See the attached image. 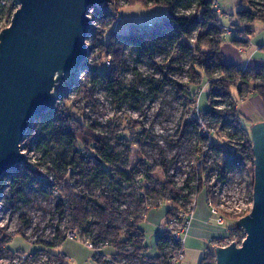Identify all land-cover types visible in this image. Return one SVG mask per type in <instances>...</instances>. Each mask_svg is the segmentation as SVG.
Segmentation results:
<instances>
[{
  "label": "trees",
  "instance_id": "1",
  "mask_svg": "<svg viewBox=\"0 0 264 264\" xmlns=\"http://www.w3.org/2000/svg\"><path fill=\"white\" fill-rule=\"evenodd\" d=\"M127 1L128 6L163 7L168 15L151 28L143 29L131 25L129 32L122 34L109 29L116 21L113 14L108 13L104 7L94 8L93 18L100 21L103 30L92 29L93 47H96L108 33L106 42L101 43L100 47L105 56L111 55L112 66L98 71L86 65L89 77L87 82L75 84L76 98H84L87 102L93 103L95 92L101 90L117 108L131 104L141 110L145 101L156 99L160 91L148 83V92H140L135 87L124 85L123 75L129 70L126 53L131 52L138 59H144L148 64L158 68L154 62L155 57L165 54L181 43H186L182 51L184 59L190 61L187 70L190 80L188 83L180 84L170 78L169 73L160 71L165 76L160 86L173 87L185 100L186 112L196 103L197 98L192 94V90L206 84L210 86V108L202 115L205 125L207 128L214 126L216 129H233L237 139L242 142L241 149H237L236 153H228V159L222 168L218 165L222 170L221 176L225 179L227 172L238 170L244 178L249 177L250 189L253 192L255 181L253 143L251 133L240 124L236 109L238 101L234 95L236 93L244 102L252 97H258L264 103V67L242 69L225 61L222 47L225 43L226 29L220 25L216 0ZM16 10L14 0H0V16L6 17L8 24H11ZM236 16L241 23L248 26L257 21L264 22V0H241ZM237 34L251 38L255 31L245 27L238 30ZM232 44L241 45L237 38L232 40ZM71 86L72 84L65 87L61 95L57 96L58 100L65 99L63 104L57 103L54 110L40 115L30 124L26 146L29 149L35 146L41 157L40 162L34 166L25 163L12 169L3 177L0 190L6 187L8 181L11 183L10 203L13 209L18 210L20 203L28 202L25 194L28 187L44 192L45 184H51L57 193L56 209L60 218L63 219L69 214L71 230H79L84 240L91 241L97 249L107 245L114 246L118 250L116 255L118 258L140 259L149 264H166L168 252L179 243L164 232L159 235L156 242L159 256L150 258L145 254L146 239L140 224L154 210L152 209L154 206L149 207L147 201L153 202L162 195L164 200L168 194L170 202L176 207L175 210H179L185 208L179 204L182 200L191 202L192 196L206 193L207 202L213 200L216 205L210 188L206 187L210 156L201 153L199 157L201 165L188 175L186 187L183 188H177L174 178L168 177L169 165L165 160L161 165L166 178L168 177L165 183L162 185L153 183V168L141 173V178L137 180L139 165L136 169L127 171L123 160L132 156L131 146L136 144L133 139L136 138L141 145L148 139L143 125L132 124L131 136L128 139L127 132L121 124L112 123L104 127L83 115H81L83 119H80L75 107H67L70 103L67 97ZM219 105H223L225 109H217ZM209 121L217 122L219 125L215 126ZM181 126L176 138L179 142H184L191 137L190 127L200 128V123L184 118ZM209 148L213 150L220 147L211 143ZM45 173L50 177L44 176ZM140 181L150 183L145 193L138 189ZM194 182L197 186L188 189ZM101 187L103 189L98 191ZM125 205L135 208L137 217L128 219L127 213L121 209ZM171 213L172 211L168 212L169 217ZM20 220L25 228L30 226V219L26 215H21ZM119 220L124 221V227L116 225V221ZM233 231L243 232L236 228L230 234L234 233ZM227 238L215 243L221 244ZM65 240L66 237H63L57 228L55 243L41 246L57 248ZM10 241L11 237L6 234V229H0V251L7 250ZM127 249H131L132 252H128ZM47 252L58 258L60 256L48 250ZM201 264H216L215 254L209 253Z\"/></svg>",
  "mask_w": 264,
  "mask_h": 264
},
{
  "label": "rangeland",
  "instance_id": "2",
  "mask_svg": "<svg viewBox=\"0 0 264 264\" xmlns=\"http://www.w3.org/2000/svg\"><path fill=\"white\" fill-rule=\"evenodd\" d=\"M217 11L219 13L220 25L226 29L225 43L223 45V53L227 58V62L233 63L231 56L235 53L240 54V47L232 44V40L235 37L239 39L247 40L245 35H238L237 31L245 27H249L255 31V36L249 44H242L245 50L254 49L257 52V55L254 56V60L261 61L264 66V22L257 21L252 25H245L241 23L236 14L240 9L241 0H216ZM111 13L115 16L114 10H111ZM93 14V11L92 13ZM168 15V12L163 7H154V8H145L142 6H128L122 9L120 13L121 19H115L114 24L109 28L110 31H117L122 34H126L130 30L131 25H137L140 27H147L150 24L156 25L163 20L164 17ZM93 18V15H92ZM98 31H102V24L100 21H95ZM6 17L3 15L0 16V29L9 27ZM109 31V30H108ZM106 35V34H105ZM107 35L103 38L101 42L93 47V36L88 38L87 46L90 51V59L88 67L94 70L103 71L105 68H108L106 65V60L108 56L102 51L100 47L101 43L104 44L107 40ZM184 44H179L172 49H169L165 54H159L154 58L158 68L153 67L148 64L144 59H138L136 55L131 52L126 53V60L129 66L123 75V83L126 87H135L140 92H148L149 85L153 84L156 90L160 91L158 97L152 101H145L142 109H137L131 104H124L121 108L114 106L113 102L106 96L103 91H96L94 94V102L90 103L84 100V98H76L75 93V84L72 82L77 81L76 83H85L89 77L87 69H84L80 72L73 73L67 77H64L56 86L55 94L56 96L61 95L62 90L65 87L72 86L69 89L68 97L70 103L67 104L68 108L75 107V112H77L78 117L83 119L88 117L97 125L108 127L109 124L116 123L121 124L122 128L126 130V137L130 139V129L133 125H143L145 131H147L148 139L141 144L138 140L133 139L135 145L131 146L132 156L129 159H124L123 164L127 171H132L137 168L139 165V171L137 173V180L141 178V173L154 169L152 172L155 185H162L166 182L168 177H173L176 187L183 188L186 187V181L188 175L193 172L195 169H198L201 165L199 157L201 153H208V148L211 143L217 145L218 149H211L212 154H208L210 159L214 161L216 165L215 168L218 171H221L218 168V165L222 168L225 165V162L228 159V153H236L237 149H241V141L235 136V131L233 129L226 128L216 129L214 126L207 128L206 123L203 121V114L206 113L209 108V96H210V86L204 85L201 88L192 90V94L196 95V103L191 105L190 109L186 112L185 100L180 97L173 89V87L166 85L165 87L160 86V83L164 80V74L162 72L169 73L170 78L177 81L180 84L188 83L190 80L187 70L189 68L190 61L189 59L183 57L182 48ZM247 45L248 49H247ZM230 50L232 52H230ZM228 52V55H226ZM251 52V51H250ZM112 58V57H111ZM230 63V64H231ZM169 69V70H168ZM159 81V82H153ZM258 97H252L248 99L245 103L246 106L243 110L241 108L239 115V121L243 129L251 133L253 125L257 123H262L264 121V113L260 110L258 105H255V102H250L252 99ZM65 99L58 100L56 104H63ZM238 104L244 101L240 100L237 96ZM219 110L225 109L223 105H219ZM238 111V110H237ZM245 113H242V112ZM187 113V114H186ZM187 115V116H186ZM188 120H197L200 123V128L190 127L189 133L190 138L184 142H179L176 138L180 132L182 126V119ZM211 122V121H209ZM208 122V123H209ZM256 123V124H257ZM133 124V125H132ZM210 124V123H209ZM211 124L218 126L217 122ZM138 131V130H136ZM27 137V135H26ZM207 139H206V138ZM209 137L211 139H209ZM26 138L22 143L24 150L23 154L26 156V162L31 165H36L40 162V155L36 151L35 146L31 149L26 146ZM163 160H165L169 165V176L166 178L164 170L161 167ZM147 163V164H146ZM209 166V163H208ZM233 176H235L238 181L241 179L242 175L238 170H232ZM211 169L208 168V175L210 174ZM46 177H50L48 173L43 174ZM242 179L247 182V194L251 195L249 177ZM213 175H209V183H213ZM215 184V183H214ZM208 185V186H207ZM212 185V184H211ZM150 186V183L145 181H140L138 189L142 193ZM196 182L191 183L188 189H193L196 187ZM206 187H210V184L206 183ZM245 188V185H242V189ZM101 187L98 191L102 190ZM44 192L37 191L33 187H28L26 189V197L28 199L27 203H20L19 209L15 210L12 208L10 203L11 197V183L8 181L6 187L3 190H0V229H6V234L11 237L10 243L7 245V250L0 251V264L6 263L11 252L25 253L28 255H33L44 250H48L53 254H64L71 258V264H101L93 261V258L98 254L104 257V260H111L116 257L118 254L117 248L111 245H107L99 250H89L85 245L84 240H65L61 246L57 248H45L41 244H52L55 243V234L57 228L61 231L63 237L71 232L78 233L79 230H71V218L69 214L61 219L57 212V203L58 197L56 191L52 188L51 184L46 183ZM243 191V190H242ZM245 192V190L243 191ZM240 193V192H239ZM203 194V193H202ZM202 194L199 196H192V201L187 202L182 200L179 204L185 208H179V210H188L191 203L196 202L198 197V203L202 201ZM246 195V194H245ZM163 196V195H162ZM162 196L153 202L147 201L149 207L154 206V210L160 208L168 209L172 211L170 219H174L179 210H175V206L170 202V197L165 195V199H162ZM218 204V200L215 201ZM216 204V205H217ZM121 209L125 211L126 217L132 219L137 217L135 214V208L128 207L127 205L122 206ZM21 215H26L30 219V226L25 228L22 221L20 220ZM228 216L234 222H230L232 227L237 228V222L240 220L234 216ZM249 215V214H248ZM248 215H242L244 217ZM241 216V217H242ZM243 217V218H244ZM242 219V218H241ZM131 220H129L130 222ZM168 221V222H169ZM116 225L119 227H124V221H116ZM144 231L146 233L145 254L150 258H156L159 256V251L156 247L157 239L160 235V232L164 231V228H153L148 223L142 224ZM235 232V231H233ZM229 242H223L221 244L215 243L216 246L219 245H228L230 242H235L241 246L244 238L246 237L244 232H238V234H229ZM84 237H82L83 239ZM88 240V239H86ZM9 250V251H8ZM215 254V250H213Z\"/></svg>",
  "mask_w": 264,
  "mask_h": 264
},
{
  "label": "water",
  "instance_id": "3",
  "mask_svg": "<svg viewBox=\"0 0 264 264\" xmlns=\"http://www.w3.org/2000/svg\"><path fill=\"white\" fill-rule=\"evenodd\" d=\"M11 24L0 33V183L23 166L31 122L54 110L57 84L85 69L90 11L105 0H14ZM77 81L73 82V85ZM253 209L237 222L246 237L215 249L216 264H264V122L253 125Z\"/></svg>",
  "mask_w": 264,
  "mask_h": 264
},
{
  "label": "built area",
  "instance_id": "4",
  "mask_svg": "<svg viewBox=\"0 0 264 264\" xmlns=\"http://www.w3.org/2000/svg\"><path fill=\"white\" fill-rule=\"evenodd\" d=\"M128 5L129 3L127 0H105V3L102 7H104L108 12L114 10L115 19L119 20L121 19L120 13L122 9L128 7ZM92 11L93 10H91L89 14V18L93 23L92 29H97L98 27L96 26V22L94 18H92V14H91ZM151 27H153L152 24L142 28L145 29ZM4 29H0V33ZM89 59L90 58H88L86 62L87 66L89 64ZM106 65L108 68L112 66L111 55H108L106 60ZM209 139L211 138L209 137ZM207 152H208L207 154L209 155L213 153L211 149H208ZM213 164H215L214 161L210 159L208 167L211 169L210 174L213 175L215 180H213V183H209L208 179L206 178L207 181L206 183L210 184L209 188L214 198L218 200V204L215 205L213 200L207 202L208 207L210 209V216L212 218H216L217 223L219 225H223L225 219L224 214H227L229 216L230 215L234 216L238 219H241L245 215L250 214L253 209V192H251L252 193L251 195L247 194V187H246L247 182H243L245 180L242 179V175L240 176L241 179L238 181L237 179H234L236 177L233 176L234 174L233 171H229L226 174V178L223 179V177L221 176V171H218L215 168L216 165ZM242 185H245V188L242 189ZM242 190L243 191L245 190V192H243ZM193 202L194 203H191L187 211L179 210L177 215L174 217V219H170V221L167 224L166 232L170 234V237L175 242L179 243V245L178 246L176 245V247L170 249V251L167 254L166 264H182L185 261V240L191 229L196 211V202L195 201ZM233 234H238V232L232 233L231 236ZM66 239L84 240L82 239L80 234L74 232L69 233ZM229 240L230 238L228 237L226 242H229ZM84 241H85V245L88 247L89 250L92 251L99 250L93 245L91 241L89 240H84ZM232 243L235 242H230L228 245H219L218 247H228ZM127 251L132 252L131 249H127ZM93 261L101 264H149L141 261L140 259H130L126 257L124 258L115 257L111 260H104V257H102L99 254V252L93 258ZM62 262H64L65 264H69L71 260L62 254H60L59 258L55 257L49 254L47 250H45L44 252H40L38 254H33V255H28L25 253H17L15 255L11 254V256L9 255L7 262L2 264H62Z\"/></svg>",
  "mask_w": 264,
  "mask_h": 264
},
{
  "label": "crops",
  "instance_id": "5",
  "mask_svg": "<svg viewBox=\"0 0 264 264\" xmlns=\"http://www.w3.org/2000/svg\"><path fill=\"white\" fill-rule=\"evenodd\" d=\"M254 36L251 38L247 37V40L239 39V37H235L240 40L241 45L237 47H240L241 55H238L239 53L238 54L234 53L233 56H231V58L233 59V63H231L226 61L227 58L223 53L225 61L228 64L231 63V65H236L237 67L242 69L264 67L262 66L263 63L261 61L254 60L255 58L254 56L257 55V52L254 49L245 50L246 48L242 46L243 43L246 44L249 42L250 44ZM248 46L249 45L246 46L247 49ZM230 52L232 51L230 50ZM226 55H228V52ZM234 96L235 99L237 100L236 93ZM250 102H255V105H258V107H260V110L263 111L262 113H264V103L260 98L252 99ZM245 104H246L245 102L239 104L237 103L236 109L238 110V112H240L241 108L244 110L246 106H249ZM242 113L245 112L243 111ZM197 201H198V197L196 198L195 218L192 223L189 234L185 240V261L182 264H201L203 260L206 259L207 256H209V253H213V250H215L218 247L216 246L215 242L219 240H223L226 237H229L230 232L236 227V226L232 227V225H230L229 227L230 222H234V220L231 218H225L224 224L219 225L217 223V219L212 218L210 216V209L208 207L206 193L202 194V201L198 203V206H197ZM168 221H169L168 209L163 210L162 208H160L158 210L157 209L152 210L148 214V216L144 219V221L140 224V228L145 233L142 224L148 223L153 228H158V229L164 228V231L160 232V234H162L166 232ZM145 239H146V233H145ZM68 258L71 260L70 257ZM69 264H71V262Z\"/></svg>",
  "mask_w": 264,
  "mask_h": 264
}]
</instances>
